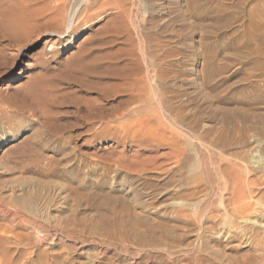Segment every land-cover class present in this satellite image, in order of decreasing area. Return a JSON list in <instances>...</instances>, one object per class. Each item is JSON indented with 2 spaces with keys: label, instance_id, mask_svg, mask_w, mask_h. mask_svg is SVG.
<instances>
[{
  "label": "rangeland",
  "instance_id": "1",
  "mask_svg": "<svg viewBox=\"0 0 264 264\" xmlns=\"http://www.w3.org/2000/svg\"><path fill=\"white\" fill-rule=\"evenodd\" d=\"M102 1H0L43 23L0 40V264H264V0H132L81 81Z\"/></svg>",
  "mask_w": 264,
  "mask_h": 264
},
{
  "label": "bare ground",
  "instance_id": "2",
  "mask_svg": "<svg viewBox=\"0 0 264 264\" xmlns=\"http://www.w3.org/2000/svg\"><path fill=\"white\" fill-rule=\"evenodd\" d=\"M1 1V0H0ZM21 1V0H20ZM22 1H24V0H22ZM27 1H29V3L31 4V5H33V6H39V5H42L43 4V6L41 7V10L43 11V9H45L44 10V14H46V12H50V10H51V13H53L56 17H57V15H59V17H60V14H61V12L64 10V8L66 7L65 5H66V2L68 1V0H58V2L57 3H55L56 1L55 0H27ZM54 1V3H55V5L53 6V4L52 5H50L52 2ZM100 1H102V0H95V4H98V2H100ZM201 1V0H200ZM239 1V0H238ZM6 3H8L7 1H5ZM11 2V1H10ZM9 2V3H10ZM84 2H86V0H72V3H71V7H70V9L66 12V22L64 21V23L63 24H61V27H65V29L63 28V31L65 30V32H67V33H69V32H71L72 31V29L73 28H75V30L78 28V26L81 24V23H79V24H76L75 25V23H76V18H77V14H78V9H80L79 7L84 3ZM199 2V1H198ZM234 2V1H233ZM242 2V1H241ZM2 3V2H1ZM0 3V4H1ZM5 3V4H6ZM8 3V4H9ZM13 3V2H12ZM16 3H17V0H16ZM25 3H26V1H25ZM240 3V2H239ZM247 3V2H246ZM249 3H251V2H249ZM258 3H259V1H258ZM8 4H7V6H8ZM15 3H13V6L14 7H6V8H9V9H7V10H3L2 12H0V40H1V38L2 37H6L7 39L9 38L10 39V37L9 36H11V38L14 36V35H16V33L18 34V32L20 31V29L21 28H23L24 27V23H33V25H32V27H33V29H31L30 30V32H28V33H34V35H36V34H38L39 35V33L42 31V29H43V25H41V24H43V23H41V24H36V23H38L39 21H38V15L36 16H29V17H24V16H21L20 14V12H21V10H23V9H21V10H19V8H16L18 5H14ZM100 4V6L102 5V7L103 6H111V10L113 11L112 12V14H111V18L109 19V21H108V23H115V24H117V23H121V26L120 27H116V28H113V29H109V30H107L106 28L104 29H102L101 30V32L100 33H104V32H112L113 33V35L107 40V41H103L104 39L103 38H101V39H103L102 41H97V45H96V43H93L96 47H91V49H88V51H90L89 53H85V52H81L76 58H77V60H76V63H75V65H74V67H73V71L72 72H75V73H78L79 74V79L81 80V81H84L85 79H87V78H90V73H91V71H92V69L94 68V71H93V76H94V79L95 80H97V81H101L102 80V78H101V75H100V73H101V71L103 70V72H106V68H107V66L106 67H103L102 65L101 66H99V67H97V70H96V72H95V65L93 64L92 66L90 65V66H87V67H85V66H83V64H81L82 62H84V60L85 59H87L92 53H94V52H96V51H100V50H103L105 47H112V45H113V43H116L117 41H118V39L119 38H121V39H123V37H124V40L120 43V44H127L128 43V45L133 49H131L130 50V53H131V55H133V56H135V54L137 53L136 52V50L134 49V45L132 44V42H133V37H132V34H133V32H132V28H133V20L131 19V21L129 22L128 21V11L129 10H131V9H128V6H133V1L132 0H103L101 3H99ZM194 4V3H193ZM201 4V3H200ZM207 4H209V3H207ZM235 4V3H234ZM238 4V3H237ZM257 4V3H256ZM3 5V4H2ZM21 5H23V4H21ZM25 5H27V4H25ZM185 5V4H184ZM195 5V4H194ZM243 5V4H242ZM29 6V5H28ZM27 6V7H28ZM52 7L53 6V8L51 9L50 7ZM198 6H199V4H198ZM203 6H205V4L203 5ZM254 6V5H253ZM1 7V6H0ZM21 7V6H20ZM25 7V6H24ZM32 7V6H31ZM34 7V8H35ZM40 7V6H39ZM38 7V8H39ZM202 7V6H201ZM244 7V6H243ZM43 8V9H42ZM132 8V7H131ZM188 8H190V7H187V9ZM233 8H235V7H233ZM260 8V7H259ZM53 9H55V11H53ZM66 9V8H65ZM193 9V8H192ZM238 9V8H237ZM241 9H242V7H241ZM133 10V9H132ZM206 10V9H205ZM251 10V9H250ZM39 11V10H38ZM187 11V10H186ZM192 11V10H191ZM240 11V10H239ZM242 11V10H241ZM56 12H57V14H56ZM196 12V11H195ZM41 13V12H40ZM43 13V12H42ZM65 13V12H64ZM63 13V14H64ZM129 13H130V11H129ZM144 13V12H143ZM189 13V12H188ZM252 13H254V12H252ZM252 13H250V14H252ZM43 14V15H44ZM80 14V13H79ZM190 14V13H189ZM197 14V13H196ZM263 14V13H262ZM42 14H40V16H41ZM52 15V14H51ZM46 16V15H45ZM53 16V15H52ZM51 16V17H52ZM63 16H65V15H63ZM62 16V17H63ZM129 16H130V14H129ZM191 16V15H190ZM46 17H49V16H46ZM59 17H57L58 19H59ZM61 17V18H62ZM152 17V16H151ZM197 17V16H196ZM236 17V16H235ZM258 17V16H257ZM55 17H53V18H49V21L51 20V19H54ZM83 18H86V17H83ZM90 18V17H89ZM64 19V18H63ZM56 20V19H55ZM61 20V19H60ZM59 20V21H60ZM84 20V19H83ZM233 20V19H232ZM36 21H38V22H36ZM42 21H44L43 20V18H42ZM57 21V20H56ZM56 21H53V22H56ZM81 21V20H80ZM256 21L258 22V20L256 19ZM255 21V22H256ZM262 21V20H261ZM45 22V21H44ZM53 22H52V25H54L53 24ZM60 22H62V21H60ZM136 22V21H135ZM134 22V23H135ZM155 22V21H154ZM255 23V25L257 26V27H259V25H258V23ZM263 22V21H262ZM262 22H260L261 24H262ZM40 23V22H39ZM51 23V22H50ZM50 23H49V25H50ZM57 23V22H56ZM107 23V22H106ZM192 23V22H191ZM250 23V22H249ZM252 23V22H251ZM46 24H47V22H46ZM154 24V23H153ZM197 24H199V23H197ZM27 25V24H26ZM29 25V24H28ZM39 25H41V26H39ZM45 25V24H44ZM57 25V24H56ZM63 25V26H62ZM111 25H113V24H111ZM185 25V24H184ZM251 25V24H250ZM51 26V25H50ZM58 26H59V24H58ZM106 26V25H105ZM191 26V25H190ZM200 26V25H199ZM249 26V25H248ZM27 27V26H26ZM28 27H31V26H28ZM49 27V26H48ZM53 27V26H52ZM51 27V28H52ZM55 27V26H54ZM54 27H53V29H54ZM132 27V28H131ZM253 27V26H252ZM56 28V27H55ZM57 28H59V27H57ZM137 28V27H136ZM192 28V27H191ZM46 29H47V27H46ZM50 29V28H49ZM199 29V28H198ZM260 29V28H259ZM261 29H262V27H261ZM55 30V29H54ZM44 31V30H43ZM47 31H49V30H46V32ZM59 31V30H58ZM134 31H135V28H134ZM25 32V31H24ZM45 32V31H44ZM245 32V31H244ZM249 32V31H248ZM252 32V31H251ZM49 33V32H48ZM52 33L54 34V31L52 30ZM55 33H57V30L55 31ZM64 33V32H63ZM260 33V32H259ZM24 34H26V33H24ZM59 34V33H58ZM62 34V33H61ZM107 34V33H106ZM105 34V35H106ZM255 34V33H254ZM13 35V36H12ZM27 36H28V34H27ZM27 36H26V39H27ZM58 36V35H57ZM259 36V35H258ZM263 36V35H262ZM107 37V36H106ZM149 38V40L151 41L152 40V36H149L148 37ZM249 38H251V37H249ZM3 39V38H2ZM14 38H12V40H13ZM142 39V38H141ZM262 39V38H261ZM106 40V39H105ZM246 40V39H245ZM259 40V39H258ZM251 41V40H250ZM263 42H264V39L262 40ZM245 42V41H244ZM3 43V42H2ZM249 43V42H248ZM10 44H11V42H10ZM10 46V45H9ZM153 47H154V49H157L158 48V46L156 45V44H153L152 45ZM259 46V45H258ZM257 46V47H258ZM104 47V48H103ZM249 47V46H248ZM143 49V48H142ZM258 49H259V47H258ZM261 49V48H260ZM248 50V49H247ZM87 51V50H86ZM243 51V50H242ZM253 51H255V50H253ZM142 52V51H141ZM143 53V52H142ZM261 53V52H260ZM258 55V54H257ZM256 55V56H257ZM260 55V54H259ZM258 55V56H259ZM108 57V56H107ZM118 57V56H117ZM106 58V57H105ZM133 58V57H132ZM131 59V58H130ZM134 59V58H133ZM121 58H116L115 59V63L116 64H118V65H120L121 64ZM133 61V60H132ZM134 61H137V59L135 58L134 59ZM141 61V60H140ZM210 61V60H209ZM112 63V62H111ZM130 63V62H129ZM137 65V64H136ZM139 65V64H138ZM121 67H122V65H121ZM255 67V66H254ZM80 68V69H79ZM140 67H136L135 68V70H133V72L132 73H140ZM92 77V76H91ZM153 80V79H152ZM86 81V80H85ZM87 82V81H86ZM89 87V86H88ZM76 112L77 113H79V112H81V107H76ZM230 167H228V168H224V169H229ZM225 171V173H226V170H223L222 172H224ZM223 174V173H222ZM228 174V173H227ZM226 174V175H227ZM229 175V174H228ZM228 175L226 176V177H228ZM229 178V177H228ZM229 181V180H228ZM227 181V182H228ZM243 184V183H242ZM233 190V189H232ZM251 197V196H250ZM242 204H243V202H242ZM231 205L233 206L232 208L233 209H236V207H234L235 206V203H231ZM247 205H248V203H247ZM245 206V205H243L242 207H241V205H240V207H239V209H237L236 211H242V213H245V212H247V211H249V209L251 208V205L250 206ZM245 206V207H244ZM255 206H256V204H255ZM259 206V205H258ZM229 207V206H228ZM107 208V207H106ZM263 208H264V206H263ZM255 209V208H254ZM253 209V210H254ZM108 210V209H107ZM256 210H258V209H256ZM110 212V211H109ZM233 212H235V211H232V213ZM255 212V211H254ZM253 212V213H254ZM264 212V211H263ZM230 213V212H229ZM231 213V214H232ZM127 215V214H126ZM237 215V214H236ZM248 215H250V214H248ZM103 216V215H102ZM117 216V215H116ZM228 216V215H227ZM238 217V216H237ZM106 220V219H105ZM230 222H231V220H229ZM228 221V222H229ZM125 225V224H124ZM229 226V225H228ZM233 226V225H232ZM107 230V229H106ZM108 231V230H107ZM242 233V232H241ZM106 234V233H105ZM109 235V234H108ZM47 236V235H46ZM38 237V236H37ZM252 237V236H251ZM260 238V237H259ZM5 239V238H4ZM140 239V237H138V240ZM38 240V239H37ZM142 240V239H141ZM140 240V241H141ZM253 240V239H252ZM32 242H33V240H32ZM258 242L260 243L261 242V240L259 241L258 240ZM259 243H256L257 245L259 244ZM263 244V243H262ZM264 246V245H263ZM262 247V246H261ZM263 249V248H262ZM259 251V252H258ZM258 251H257V253H260V250L258 249ZM262 252V251H261ZM264 254V253H263ZM256 258V257H255ZM256 262V261H255ZM244 264V263H243Z\"/></svg>",
  "mask_w": 264,
  "mask_h": 264
}]
</instances>
